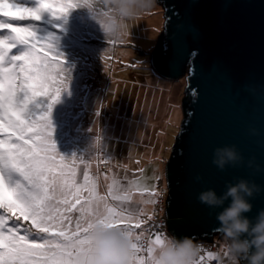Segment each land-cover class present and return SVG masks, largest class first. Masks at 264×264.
I'll use <instances>...</instances> for the list:
<instances>
[{"label": "rangeland", "instance_id": "374dc122", "mask_svg": "<svg viewBox=\"0 0 264 264\" xmlns=\"http://www.w3.org/2000/svg\"><path fill=\"white\" fill-rule=\"evenodd\" d=\"M13 2L38 6V0ZM104 14L101 0H91V7H74L60 19L44 12L37 21L19 22L36 26L32 27L34 35L41 42L55 37L54 54L62 59L66 89L60 92L49 115L57 154L76 164L78 183L84 182L86 172L95 182L97 194L106 197L110 206L140 220L141 227L132 231L134 235L143 234L138 244L143 243L141 255L147 256V248L161 235L146 240L141 229L150 213L149 203L160 191L167 190L164 167L183 118L181 101L186 79H163L150 66L164 21L158 2L146 15L129 21L119 40L106 37L97 23L95 17ZM8 35L7 29L0 30V38ZM27 47L17 43L7 56L21 55ZM47 102L40 97L30 106V112L39 115L46 111ZM102 163L109 171L100 169ZM114 183L126 200H112L109 193ZM0 214L11 215L3 209ZM69 215L74 228L79 212L74 209ZM8 224L35 234L28 221L12 217ZM216 237L221 244L219 254L230 262L224 254L225 237ZM34 238L39 237L30 235V242Z\"/></svg>", "mask_w": 264, "mask_h": 264}, {"label": "water", "instance_id": "95a60500", "mask_svg": "<svg viewBox=\"0 0 264 264\" xmlns=\"http://www.w3.org/2000/svg\"><path fill=\"white\" fill-rule=\"evenodd\" d=\"M157 2L164 21L150 66L163 79H186L183 118L164 167L168 230L178 239L222 237L216 216L230 199L210 209L198 195L213 189L220 196L240 180L264 189V0ZM232 145L242 159L218 170L214 149ZM249 202L244 215L254 222L264 191Z\"/></svg>", "mask_w": 264, "mask_h": 264}, {"label": "snow or ice", "instance_id": "6c2138e0", "mask_svg": "<svg viewBox=\"0 0 264 264\" xmlns=\"http://www.w3.org/2000/svg\"><path fill=\"white\" fill-rule=\"evenodd\" d=\"M85 6L91 7V0H38L35 8L0 0V17L6 18L0 19V30L10 33L0 38V209L11 214H0V264H77L89 243L87 233L95 226L91 217L96 213L101 214L99 224L123 228L130 236L133 228L141 227L140 220L98 195L86 172L84 182L78 183L76 164L57 154L49 115L66 85L62 59L54 54L55 37L41 42L30 25L12 23L37 21L44 12L60 19L74 7ZM17 43L28 45L27 50L7 56ZM40 97L47 99V110L36 115L30 106ZM110 189L112 200L127 199L115 183ZM74 209L79 216L73 228L69 213ZM12 217L28 221L35 234L21 232L16 224L9 226ZM30 235L39 238L30 242ZM159 239L157 235L152 243ZM133 248L138 264L151 256V247L147 256L141 255L144 249L139 244Z\"/></svg>", "mask_w": 264, "mask_h": 264}, {"label": "clouds", "instance_id": "9594fccd", "mask_svg": "<svg viewBox=\"0 0 264 264\" xmlns=\"http://www.w3.org/2000/svg\"><path fill=\"white\" fill-rule=\"evenodd\" d=\"M101 3L105 14L95 19L106 37L119 40L125 35L127 23L149 13L157 0H101ZM241 159L234 145L218 147L213 151L212 164L223 171L227 164H236ZM200 179L196 177L197 181ZM261 191L264 189L260 185L240 180L227 185L220 196L213 189H208L197 197L210 209L223 206L229 199L231 201L216 216L217 231L226 239L224 254L230 264H240L241 261L264 264V210L258 213L254 222L244 215L252 210L249 198ZM100 215L96 213L91 217L95 226L87 233L89 243L78 256L77 264H138L133 245L141 241L143 234L130 236L123 228L105 227L98 223ZM150 247L151 256L144 264H199L202 252V245L192 238L183 236L178 239L166 233Z\"/></svg>", "mask_w": 264, "mask_h": 264}, {"label": "built area", "instance_id": "2783aa9c", "mask_svg": "<svg viewBox=\"0 0 264 264\" xmlns=\"http://www.w3.org/2000/svg\"><path fill=\"white\" fill-rule=\"evenodd\" d=\"M100 169L104 171L109 170L108 165L106 163L100 164ZM166 191L167 190L160 191V193H158L151 200V203H149L151 208L150 213L146 219L145 224L142 226V230L144 232L146 240L148 238L154 237L157 234H170L166 220V207L168 196ZM194 241L202 245V252L199 258V264H230V262L226 263L224 258L219 254L221 244L216 236H213L211 238H197ZM207 253H216V255L213 257H209Z\"/></svg>", "mask_w": 264, "mask_h": 264}, {"label": "trees", "instance_id": "16d2710c", "mask_svg": "<svg viewBox=\"0 0 264 264\" xmlns=\"http://www.w3.org/2000/svg\"><path fill=\"white\" fill-rule=\"evenodd\" d=\"M6 19V18H5ZM12 23H14V24H19V25H21V22H19V21H12ZM33 28H37L36 26H32ZM37 30V29H36ZM157 46V45H156Z\"/></svg>", "mask_w": 264, "mask_h": 264}, {"label": "crops", "instance_id": "0c3cea01", "mask_svg": "<svg viewBox=\"0 0 264 264\" xmlns=\"http://www.w3.org/2000/svg\"><path fill=\"white\" fill-rule=\"evenodd\" d=\"M141 230H142V229H141ZM142 232H143V231H142ZM151 238H152V237H151ZM142 245H143V243L141 242V245H140V246L142 247ZM145 253H146V251H145ZM141 254H142V252H141Z\"/></svg>", "mask_w": 264, "mask_h": 264}]
</instances>
